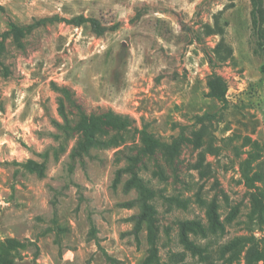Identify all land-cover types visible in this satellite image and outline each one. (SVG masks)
Instances as JSON below:
<instances>
[{
	"label": "rangeland",
	"instance_id": "1",
	"mask_svg": "<svg viewBox=\"0 0 264 264\" xmlns=\"http://www.w3.org/2000/svg\"><path fill=\"white\" fill-rule=\"evenodd\" d=\"M80 15L110 31L64 21ZM1 44L0 264H145L148 225L138 244L129 218L140 209L120 207L137 193L113 188L142 130L164 143L187 139L172 160L131 163L156 190L191 201L173 211L155 201L161 262L184 252L183 264H245L250 245L223 256L236 237L264 250V49L252 0H0ZM212 74L227 82L226 103L210 95ZM60 97L76 122L113 113L132 131L98 135L120 145L90 153L79 132L57 140ZM47 153L44 178L22 166ZM199 199L215 200L225 225L223 234H191L211 245L209 263L179 240L184 220L209 228Z\"/></svg>",
	"mask_w": 264,
	"mask_h": 264
},
{
	"label": "trees",
	"instance_id": "2",
	"mask_svg": "<svg viewBox=\"0 0 264 264\" xmlns=\"http://www.w3.org/2000/svg\"><path fill=\"white\" fill-rule=\"evenodd\" d=\"M253 2V21L254 29L259 39V45L264 49V0H252ZM68 24L74 25L76 27H82L85 24H91L93 32L98 36H103L105 33L110 31V28L103 26L97 18H87L84 15H80L73 20H64ZM4 45H0V54ZM208 86L210 89V95L218 100L219 102H227V92L228 85L226 80L217 74H212L209 79ZM68 93L67 90H64ZM65 97H60L58 99V112L63 122L54 121V125L59 131V134L54 135L57 140L64 139L68 141L73 133L79 132L83 134L84 142L82 141L79 145L87 153H90L91 148L104 147L112 145L113 147H118L120 142L115 139L110 140L107 144L106 142L99 141L97 139L98 135L109 134V131H114L116 134L130 132L132 124L127 118H123L120 115L108 113L101 117H94L88 115H81L79 120L76 122L71 119V114L67 110V103ZM135 130L134 132H137ZM140 144L135 147L138 148V154L136 156H128V165L121 167L116 171V177L113 182L114 190H117L120 185H123V191L126 194L136 191L137 198L135 200L124 202L120 204L121 208L132 209L138 207L140 213L129 218L130 222L134 223L133 230L129 235L134 236L136 242L140 243V234L145 225H148V241L150 245L149 256L147 257L145 264H183L185 262V253H175L170 252L168 259L161 262V257L158 249V235L155 228L156 216L158 215V210L155 206L156 200H161L164 206H166L168 211H173L174 209L188 210L191 205L189 199H184L180 195L167 196L162 190H156L150 186L149 181L137 173L132 164L136 163L140 156H155L158 153H162L164 156H169L170 160L177 157L180 153L181 147L184 144L183 141H187L184 136L176 138L171 144L164 143L156 139L152 134L146 130L141 131ZM197 144L198 147L202 146L201 136L198 134ZM57 149H55L56 151ZM45 160L43 163H39L35 160H29L22 166L30 173L37 174L40 178L45 177L47 169V159L48 153L44 154ZM132 163V164H131ZM202 164H200L201 166ZM159 178L163 181L167 180L166 175L163 171L157 172ZM129 175V179L124 182L125 175ZM199 202L206 206V216L209 223V228H206L200 220H184L180 222L179 225V240L180 244L184 247L186 252L192 254V256L198 258L201 262H210V249L211 245H199L191 239V234H201L206 236L209 230L213 234L225 232L224 222L221 220L218 204L215 200L211 202H205L203 199H199ZM243 245L247 247L245 255V264H259L260 261L264 262V250H260L259 246L254 242L252 238L247 237H236L231 242H229L224 250L223 256L228 253H235L236 249ZM114 261L113 258H109Z\"/></svg>",
	"mask_w": 264,
	"mask_h": 264
}]
</instances>
